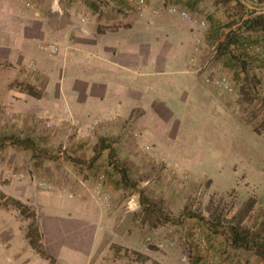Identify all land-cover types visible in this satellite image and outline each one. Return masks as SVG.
<instances>
[{
  "label": "rangeland",
  "instance_id": "1",
  "mask_svg": "<svg viewBox=\"0 0 264 264\" xmlns=\"http://www.w3.org/2000/svg\"><path fill=\"white\" fill-rule=\"evenodd\" d=\"M242 1L252 7L247 9L264 13V0ZM218 2L146 0L159 15L168 17L167 9L174 6L205 20L207 30L196 56L205 67L199 73L212 79L226 76L233 87L231 93H217L202 78L210 94L193 96L189 91L191 104L170 107L176 123L166 138L157 137L154 129L152 135L143 132L129 121L82 128L72 117L66 122L65 116L53 118L0 105V137L30 138L51 157L34 158L18 147L0 149V189L5 190L11 175H17L48 191L91 190L108 226L100 264H211L210 257L223 264H264L254 249L233 248L228 232L241 225L264 241V130L257 135L250 122L252 112L264 102V63L250 56L241 72L237 61L241 47L216 57L214 38L232 23L231 29L237 28L242 16L233 2ZM192 28L191 33L199 32ZM240 33L243 42L264 43L262 31ZM256 113L254 121H260L263 105ZM101 140L114 149L133 186L124 185L108 167V152L91 162ZM70 159H77L80 166ZM0 209L14 211L1 204ZM140 257L149 260L141 262Z\"/></svg>",
  "mask_w": 264,
  "mask_h": 264
},
{
  "label": "crops",
  "instance_id": "2",
  "mask_svg": "<svg viewBox=\"0 0 264 264\" xmlns=\"http://www.w3.org/2000/svg\"><path fill=\"white\" fill-rule=\"evenodd\" d=\"M190 29L123 0H0V105L86 127L129 121L166 138L176 123L170 107L191 104L189 91L211 92L190 66ZM11 176L0 192L35 212L47 258L26 237L31 220L0 202L14 209H0V264H100L108 226L91 190L48 191Z\"/></svg>",
  "mask_w": 264,
  "mask_h": 264
},
{
  "label": "trees",
  "instance_id": "3",
  "mask_svg": "<svg viewBox=\"0 0 264 264\" xmlns=\"http://www.w3.org/2000/svg\"><path fill=\"white\" fill-rule=\"evenodd\" d=\"M220 1L225 4L233 2L242 13V16L240 18V22L237 28L231 29L232 26L235 24L232 23L228 25V31H226L225 33H223L222 31L214 38V53L218 59L222 56H225L227 52H229L228 50L232 47H241L242 50V46L245 42L242 41L243 37L242 33L240 32H264V13H258L254 10L247 9L246 5L242 4L239 0ZM262 3H264V1ZM245 15L246 17H244ZM256 44L264 43L256 42ZM242 52L245 55L241 54L240 57L238 56L237 61L238 67H240L241 72H244L246 71L245 64H247L246 62L250 61L249 59L251 55L245 53L243 50ZM251 58L258 59L253 56H251ZM241 92L243 94H247V89L245 87H241ZM27 93L32 94L35 97L39 96V94L37 93L30 92V90L27 91ZM248 102L251 103L252 98H249ZM262 105L264 108V102H262ZM262 105L260 103V106L256 107L255 111L252 112L253 120H250V122L253 123V132H255L257 135H260L264 130V117L260 121H254V117L257 116L256 112L259 111V108L262 107ZM7 147H18L30 151L32 153V157L34 158H41L47 160L51 159V157L48 156L43 149L38 147L36 143L30 138H19L15 136L0 137V149ZM93 152L94 155L91 158L92 163L98 160L103 152H108V167L119 176L120 181L124 183V185H127L128 187L133 186L130 182L126 167L115 157L114 149L109 144H105V141L101 140L99 145L94 148ZM70 162H72L74 166H80V163H78L77 159H70ZM0 202L12 205V207L19 211V213L23 217L31 220L27 227L26 237L28 238L29 244L37 252V254H39L43 258H47L42 248L41 235L36 224L35 215L34 213H31L30 208L22 204L20 201H17L13 198L4 195L2 192H0ZM228 232L230 236V244L233 248H252L254 249L256 255L259 256L264 262V241L261 239V237L256 231L251 228H246L241 225H237L229 228ZM140 258L141 262H146L149 260L147 257Z\"/></svg>",
  "mask_w": 264,
  "mask_h": 264
},
{
  "label": "built area",
  "instance_id": "4",
  "mask_svg": "<svg viewBox=\"0 0 264 264\" xmlns=\"http://www.w3.org/2000/svg\"><path fill=\"white\" fill-rule=\"evenodd\" d=\"M127 4H129L131 7L135 8L138 11H144L147 8V3L146 0H123ZM168 13L174 14L179 16L182 20L186 21L189 23L192 27H195V30L199 31L198 33H194V56L190 59V66L194 69V71L201 72L205 65H199L197 63V58L196 56L200 53L201 46L203 45V40H204V34L206 33L207 30V23L203 19H199L197 16L192 14L191 12L187 10H180L174 6H171L167 9ZM242 50L258 59H260L264 63V44H256V43H249L245 42L242 46ZM54 51V50H52ZM51 51V52H52ZM206 82H210L213 84L218 91L226 92V93H231L233 91L232 84L230 80L226 76H218L214 79L212 78H206ZM66 122L68 121L67 118L64 119ZM97 124L94 123L93 126ZM47 127H49V124H46ZM137 137V134H135ZM144 150L147 151L149 147L147 145L143 146ZM42 185V184H40ZM42 186L50 188V186H46L43 184ZM209 262L211 264H223L220 263L219 260L215 257H210Z\"/></svg>",
  "mask_w": 264,
  "mask_h": 264
},
{
  "label": "water",
  "instance_id": "5",
  "mask_svg": "<svg viewBox=\"0 0 264 264\" xmlns=\"http://www.w3.org/2000/svg\"><path fill=\"white\" fill-rule=\"evenodd\" d=\"M239 1H240L242 4L246 5L242 0H239ZM246 7L252 8V7L248 6V5H246Z\"/></svg>",
  "mask_w": 264,
  "mask_h": 264
}]
</instances>
